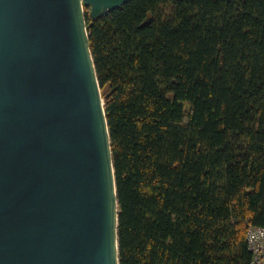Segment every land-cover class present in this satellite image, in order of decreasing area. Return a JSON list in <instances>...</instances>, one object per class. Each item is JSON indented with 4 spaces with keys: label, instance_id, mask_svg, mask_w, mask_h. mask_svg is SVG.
Segmentation results:
<instances>
[{
    "label": "trees",
    "instance_id": "trees-1",
    "mask_svg": "<svg viewBox=\"0 0 264 264\" xmlns=\"http://www.w3.org/2000/svg\"><path fill=\"white\" fill-rule=\"evenodd\" d=\"M89 48L119 264H250L264 227V0H128Z\"/></svg>",
    "mask_w": 264,
    "mask_h": 264
},
{
    "label": "water",
    "instance_id": "water-1",
    "mask_svg": "<svg viewBox=\"0 0 264 264\" xmlns=\"http://www.w3.org/2000/svg\"><path fill=\"white\" fill-rule=\"evenodd\" d=\"M0 0V264H119L110 137L85 7Z\"/></svg>",
    "mask_w": 264,
    "mask_h": 264
},
{
    "label": "built area",
    "instance_id": "built-area-1",
    "mask_svg": "<svg viewBox=\"0 0 264 264\" xmlns=\"http://www.w3.org/2000/svg\"><path fill=\"white\" fill-rule=\"evenodd\" d=\"M250 264H264V227L249 226L245 235Z\"/></svg>",
    "mask_w": 264,
    "mask_h": 264
}]
</instances>
